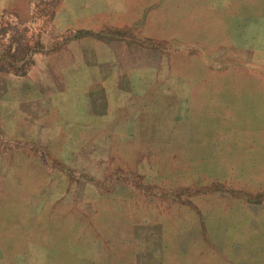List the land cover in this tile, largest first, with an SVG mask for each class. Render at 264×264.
Returning a JSON list of instances; mask_svg holds the SVG:
<instances>
[{
  "label": "rangeland",
  "instance_id": "obj_1",
  "mask_svg": "<svg viewBox=\"0 0 264 264\" xmlns=\"http://www.w3.org/2000/svg\"><path fill=\"white\" fill-rule=\"evenodd\" d=\"M247 98L264 0H0V264H223Z\"/></svg>",
  "mask_w": 264,
  "mask_h": 264
},
{
  "label": "crops",
  "instance_id": "obj_2",
  "mask_svg": "<svg viewBox=\"0 0 264 264\" xmlns=\"http://www.w3.org/2000/svg\"><path fill=\"white\" fill-rule=\"evenodd\" d=\"M247 99V102L239 104L237 110L245 125L238 126L234 131V155L229 163L223 162V188L227 189V194H223V209L226 203L229 205L226 207L227 215L223 213V252H232L231 256L223 254V264H264V98ZM246 123L250 127L247 128ZM224 175L233 178L225 180ZM110 230L111 233H105L96 229L92 236L82 232L81 238L75 236L71 248L84 247L77 262H109L110 245L114 251L116 244L115 229ZM75 233L79 235L78 230L72 232ZM105 243L108 251L104 250L99 259L94 258L95 250ZM244 252L251 253L247 262L238 258V254ZM112 256V262H117L113 253Z\"/></svg>",
  "mask_w": 264,
  "mask_h": 264
}]
</instances>
